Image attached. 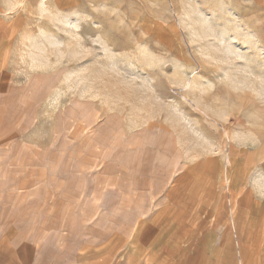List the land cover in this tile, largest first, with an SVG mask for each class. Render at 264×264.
Here are the masks:
<instances>
[{
	"label": "rangeland",
	"instance_id": "rangeland-1",
	"mask_svg": "<svg viewBox=\"0 0 264 264\" xmlns=\"http://www.w3.org/2000/svg\"><path fill=\"white\" fill-rule=\"evenodd\" d=\"M0 237L264 264V0H0Z\"/></svg>",
	"mask_w": 264,
	"mask_h": 264
},
{
	"label": "crops",
	"instance_id": "crops-1",
	"mask_svg": "<svg viewBox=\"0 0 264 264\" xmlns=\"http://www.w3.org/2000/svg\"><path fill=\"white\" fill-rule=\"evenodd\" d=\"M214 232L211 235H215ZM28 243H11L3 241L0 237V264H38L36 257L39 249L37 245H27ZM29 249V252H28ZM162 251L164 249H161ZM167 250V249H165ZM32 254H35L32 256Z\"/></svg>",
	"mask_w": 264,
	"mask_h": 264
}]
</instances>
